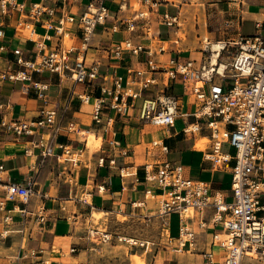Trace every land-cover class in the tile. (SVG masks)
<instances>
[{
  "label": "built area",
  "instance_id": "obj_1",
  "mask_svg": "<svg viewBox=\"0 0 264 264\" xmlns=\"http://www.w3.org/2000/svg\"><path fill=\"white\" fill-rule=\"evenodd\" d=\"M47 0H37L26 3L19 0H0L1 17L17 15L15 27L25 29L27 37L37 48L30 58H25L21 48L11 49L15 55L14 61L8 62L7 68L0 74V79L28 82L43 97V90L47 84L32 80L23 69H16L13 65L22 66L36 73L48 72L59 78L68 77L74 83L91 85L94 80L101 79L98 86L99 95L91 96L84 92L77 95L82 104H92V120L95 126L108 127L113 122L112 114L126 115L129 106L128 98L142 99L138 113L139 120L166 128L175 127L176 120L181 116L184 125L181 133L199 135L205 132L208 137L210 151L205 158L213 162L215 167L231 170V200H227L224 193L214 190L210 184L201 180L185 177L184 167L178 161L167 159L148 161L143 165V182L147 184L144 190L145 199L157 201V215L166 222L171 214H176L179 221L178 242L180 246L188 243L193 246L195 231L190 221L206 210H211L209 224L221 226L223 232L212 235V244L224 252L223 260L218 264H242L245 256H257L264 262V20H257L254 24L256 32L252 35H238L233 39L202 41L205 60L194 68L193 61L181 62L177 56L167 60H157L156 55L167 51L165 40L153 32L152 14L157 12L162 2L170 0H120L118 11H126L132 5L134 13L121 20L118 14L111 13L105 4L106 0H89L85 10L80 15L68 13L65 5L68 0H60L61 12L56 14L57 7L48 5ZM243 6L244 0H228ZM175 14L168 10L160 15V23L169 29L179 31L181 11ZM43 16H46L42 20ZM107 19L122 21L125 30L135 33L139 29L151 41L150 45L134 43L130 38L124 39L109 49L110 58L121 61L125 54L147 56V67L135 69L129 67V76L125 79L116 73L100 72L98 65H86L84 52L90 46L91 39L98 24ZM78 22L81 37L80 47L72 44L69 25ZM41 22L44 27L54 30V45L46 48L43 41L37 40L34 23ZM118 32L119 25L111 27ZM48 39L51 35L46 34ZM181 36L177 34L171 43L179 47ZM10 49L0 46V55ZM232 51V52H231ZM179 51H177L178 53ZM228 52L229 62L222 61L224 53ZM216 53L217 61L212 62ZM75 56L73 57V55ZM180 81L184 88V95L193 98L196 109L192 113L180 114L178 97L169 92L170 83ZM2 108V107H1ZM104 110L109 115L104 118ZM112 113V114H111ZM111 114V115H110ZM192 116L195 120L188 121ZM0 127L17 136H39L35 145L40 154L47 156L60 151L59 158L77 165L84 161L87 148L84 146L76 150L69 144L62 143L58 136L62 133H75L86 136L89 132L79 129L72 120H65L57 107H49L46 103L37 110L31 118L0 119ZM207 132V133H206ZM224 143L235 149L233 155L223 152ZM112 149L119 147L116 139L109 141ZM152 147L159 146L164 153L168 152L163 140H154ZM126 155L127 152L120 150ZM99 166L117 167L120 178H126L134 173L126 166H118L115 156L103 155L98 159ZM3 166L0 165V185ZM136 180H138L136 178ZM6 197L27 204L36 193L33 182L18 184L8 182L4 185ZM125 189V186H122ZM105 190L104 184L98 186V191ZM83 201H85L83 199ZM145 201L133 203L141 207ZM192 211L190 216L188 213ZM23 222L33 219L38 224L45 222L44 208L39 207L35 212L25 207L18 208ZM11 216L6 215L4 221ZM198 226L204 228L206 221L199 220ZM6 231L3 233L5 234ZM183 233L187 236L182 239ZM220 234L225 235L220 238ZM87 238L97 244L109 243L113 239L107 228L89 227ZM117 241L130 246H144L149 242H139L133 238L117 236ZM70 248L69 252H74ZM34 253H30V256ZM27 255H22L25 257ZM203 258L213 264L212 253L205 252Z\"/></svg>",
  "mask_w": 264,
  "mask_h": 264
},
{
  "label": "crops",
  "instance_id": "obj_2",
  "mask_svg": "<svg viewBox=\"0 0 264 264\" xmlns=\"http://www.w3.org/2000/svg\"><path fill=\"white\" fill-rule=\"evenodd\" d=\"M26 3L37 0H19ZM89 0H68L65 10L75 16L85 10ZM184 0H170L162 2L157 12L152 14L153 32L159 38L166 41L167 51L156 55V59L167 60L171 56L183 62L192 60V55L202 52L205 60V53L202 47H190L191 40H179V47L173 45L171 40L179 34V31L169 29L160 23L159 15L168 10L175 14L184 8ZM245 4L236 8V3L227 2L222 5L226 12H229L226 23H235L237 32L221 39H233L238 35H252L243 32V24L247 20H264V0H244ZM48 5L57 7L56 14L61 12L60 0H47ZM111 13L118 14V19H125L134 13L132 5L126 11H118L120 0H106L105 4ZM249 6V8H246ZM251 7H259L260 12L251 11ZM17 15L1 17L0 25V46L5 45L10 50L0 55V74L7 68L8 62L14 61L15 55L11 49L19 47L25 58H30L37 48L32 40L27 37L25 29L15 27ZM46 16H43L44 20ZM119 25L118 32H113L111 27ZM69 32L72 36V44L76 47L81 45V37L78 22L69 25ZM166 27L163 32L162 28ZM34 31L37 33V40L43 41L46 48L54 45V30H47L41 22L34 23ZM46 34L51 35L48 39ZM130 38L134 43L150 45L151 41L145 36L142 30L129 33L125 30L122 21L107 19L103 24H98L91 39L90 46L84 52L86 65L96 63L100 72H110L121 75L125 79L129 76V67L140 69L147 67V56L145 53L139 55L125 54L121 61L114 60L109 56V49L120 41ZM207 38V37H206ZM220 37L210 40H218ZM177 51H179L177 53ZM75 54L73 55V57ZM184 56L185 59L181 60ZM195 65L194 68H199ZM16 69H23L29 73L32 80L47 84L48 88L43 90V97L28 82L11 81L0 79V119L31 118L35 116L38 109L47 105L57 107L65 120L74 121L79 129L90 131L86 142L88 149L98 148L93 152L88 149L85 152L84 161L73 165L69 161L59 158L60 151L47 156L40 154V148L35 145L39 136H17L7 132L0 127V165L3 166L0 185V264H97L98 253L101 248L94 247L87 238L89 227L104 228L103 225H93L92 213H104L106 219L112 223L115 219L131 218L145 219L152 212H149V200L144 198V190L147 184L143 182V165L148 161L170 160L178 161L184 167V175L187 178L208 182L212 189L220 190L231 200V181L227 183L225 177L231 174L230 167H215L213 162L205 158L211 149L206 148L209 141L205 132L197 135L183 134L181 128L184 125L180 117L177 118L175 127L166 128L145 123L138 118L142 104L140 97L128 98L129 106L126 115H113V122L104 128L95 126L92 120V104H82L77 98L78 94L87 92L91 96L99 95L98 86L101 79H96L91 85L74 83L70 78H59L48 72L36 73L28 68L13 65ZM169 92L178 97L180 103V114L192 113L196 104L188 95H184V88L180 81L170 83ZM2 107V108H1ZM110 114V115H111ZM106 118L109 115L107 110L102 113ZM195 119L190 116L188 121ZM207 133V132H206ZM116 139L120 142L119 147L112 149L109 141ZM163 140L168 147L164 153L160 147H152L150 143L154 140ZM62 143L69 144L74 150L84 146V141L75 133H62L58 136ZM120 150L126 151L123 155ZM90 152V153H89ZM103 155L115 156L118 166H126L134 173L126 178H120L117 167L99 166L98 159ZM136 178L138 180H136ZM33 182L36 193L27 204L17 200H10L6 197L4 185L8 182L27 184ZM104 184L105 190L98 191V186ZM125 189H122V186ZM83 199L85 201H83ZM141 207L133 206V203L143 202ZM25 207L35 212L43 207L45 222L38 224L33 219L23 222V217L18 208ZM157 213V209H155ZM6 215L11 216L9 221H4ZM171 214L167 221V234L169 243L163 246L158 264H210L203 258L205 252L212 253L213 264L220 263L224 258V252L212 244V235L216 232H223L221 226L209 224L211 210L203 214H197L190 221L195 238L192 247L188 243L180 246L178 242L179 230L173 229V216ZM177 216V215H176ZM204 220L207 226L200 228L199 220ZM111 226V225H110ZM106 228V227H105ZM6 231L5 234H3ZM117 232V231H115ZM113 235V232H111ZM116 235V234H115ZM221 235V234H220ZM117 236L113 235L112 241L103 245H111L116 242ZM220 237V236H219ZM221 238V237H220ZM115 246V244H114ZM75 248L74 252H69ZM34 255L30 256V253ZM22 255H27L22 257ZM156 262V261H155ZM242 264H257L251 259L244 257ZM264 264V263H263Z\"/></svg>",
  "mask_w": 264,
  "mask_h": 264
},
{
  "label": "rangeland",
  "instance_id": "obj_3",
  "mask_svg": "<svg viewBox=\"0 0 264 264\" xmlns=\"http://www.w3.org/2000/svg\"><path fill=\"white\" fill-rule=\"evenodd\" d=\"M184 8L181 11L180 16V28L179 35L182 39H189L190 47H202V41L207 37L208 39H214L220 37L225 38L230 35H234L237 30V25L235 23H226L224 20L230 18L228 16L229 12L222 9V5L217 4H227L228 0H184ZM108 3H106V6ZM238 6L236 5V8ZM246 8H249L247 6ZM251 11L260 12L259 7H251ZM231 11V9H230ZM257 19H249L243 24V32L245 33H255V22ZM163 32L166 31V27L162 28ZM232 52V51H231ZM228 52L224 53L222 61L229 62L231 59L227 57ZM203 53L198 52L192 55V60L195 65H199L203 60ZM185 57L182 56L181 60ZM80 137V136H79ZM200 136L197 135L196 138ZM81 138V137H80ZM210 141H208L206 148L209 147ZM98 148V144L93 149H88L93 152ZM222 151L233 155L235 149L229 144L224 143L222 146ZM89 152V153H90ZM225 181L229 183L231 181V175L228 174L225 177ZM231 199V198H230ZM149 200V212H152L145 219H131V218H121L115 219L110 223L109 219H106L104 213L96 215L93 211L92 222L93 225H103L110 232H113L114 236H125L127 238H133L139 242H149L144 244V246L136 245L130 246L125 242H113L111 245H103L90 242L94 247L101 248L102 251L98 253L97 264H158L160 258L157 257L158 253L161 252L163 246H166L170 237L167 234L166 227L167 222L157 215V201L153 199ZM173 229H179V221L176 215L173 216L172 220ZM111 225V226H110ZM117 231V232H115ZM116 234V235H115ZM115 244V246H114ZM246 262L248 261V256H245ZM251 259L254 263L263 264L264 262L259 260L257 256H252ZM156 261V262H155Z\"/></svg>",
  "mask_w": 264,
  "mask_h": 264
},
{
  "label": "bare ground",
  "instance_id": "obj_4",
  "mask_svg": "<svg viewBox=\"0 0 264 264\" xmlns=\"http://www.w3.org/2000/svg\"><path fill=\"white\" fill-rule=\"evenodd\" d=\"M216 53H215V55L212 57V62L214 63L215 61H217V58H216ZM91 134V132L89 131V132H87L86 133V136H83V135H81V139L84 141V140H86L87 139V137L89 136ZM190 216L192 215V211L190 210V212L188 213ZM96 215H98V213H96ZM225 235H223V234H221L220 235V237L221 238H223ZM187 238V236L185 235V233H183V236H182V239L184 240V239H186Z\"/></svg>",
  "mask_w": 264,
  "mask_h": 264
}]
</instances>
